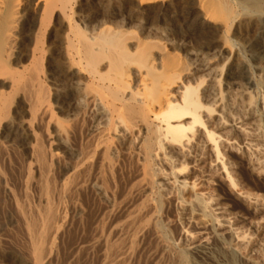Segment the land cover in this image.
Masks as SVG:
<instances>
[{
	"label": "bare ground",
	"instance_id": "6f19581e",
	"mask_svg": "<svg viewBox=\"0 0 264 264\" xmlns=\"http://www.w3.org/2000/svg\"><path fill=\"white\" fill-rule=\"evenodd\" d=\"M252 25L230 0H0V210L14 228L3 255L264 264L259 222L247 233L210 191L216 178L236 187L225 153L264 169V95L242 89L243 71L225 79L234 52L219 39ZM200 161L213 177L191 178Z\"/></svg>",
	"mask_w": 264,
	"mask_h": 264
},
{
	"label": "rangeland",
	"instance_id": "374dc122",
	"mask_svg": "<svg viewBox=\"0 0 264 264\" xmlns=\"http://www.w3.org/2000/svg\"><path fill=\"white\" fill-rule=\"evenodd\" d=\"M230 1L236 7L238 20L249 17L253 20V25L248 29V33L246 35L236 34L231 35L229 38L226 36V34L221 33L219 37L220 42L222 41L223 43L226 38L230 39L232 43L231 47L234 52L232 56L229 53H226L223 56V61H225V58L229 59L228 64L224 69L228 74L225 79H227L228 81L230 80L229 82H231L240 71H243L244 78L242 79V89H246L256 100L258 96L264 95V55L261 52V48L264 45V4L262 9L257 11L248 8L249 6L247 4L249 0ZM262 1L264 3V0ZM134 34H137V32H134ZM200 43L201 42H192L188 46V49L190 53L199 54L201 57H204L205 54L201 53L203 52L206 44L203 45V43ZM222 43H218V45L221 46ZM181 55L185 57L186 52H181ZM190 60L191 59L189 58L186 61L190 62ZM257 109L259 113H262L264 111V107L262 104L258 105ZM261 124L264 127V119L262 120ZM16 145H18L16 148L19 150V152H21L22 148L19 147L20 145ZM239 152L225 153L224 155L225 160L227 159L230 164V170L232 172L231 176L236 184V187L229 184V182H225L216 178L211 181L210 191L217 199V201L228 210L230 217L240 220L239 226L247 233H250L251 235L254 234L253 236L256 237V232L251 233L249 229V223L253 221L259 222L264 231V212H255L247 204V202L239 196L238 191L249 194L252 197H258L264 202V169L254 170L245 160L241 151ZM211 173L212 172L209 170L206 161H200L195 164V168L193 170L191 178L193 177L192 179L194 180L195 177L201 178V176L205 178H209L211 176L213 177ZM186 195L188 194H185V198H189V195ZM1 213L3 212L0 210V237L2 239H6L8 238L9 234L11 235L13 233H11V231H13L14 228L13 225H10V221L6 220V216H4V213ZM172 217L173 216L171 215L169 218L172 219ZM199 218L200 216H195L194 220L196 224L195 226H189L190 230L196 231L198 229L196 225L201 223V218ZM2 246L0 247V264H18L11 256V254L3 255V248L6 247L4 244ZM262 254L264 255V252L252 253L254 258H259V256H261ZM215 257L218 256L215 255ZM191 259L193 264L199 262V259H196L195 257H191ZM206 263L215 264L210 261H206Z\"/></svg>",
	"mask_w": 264,
	"mask_h": 264
}]
</instances>
